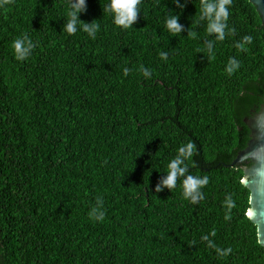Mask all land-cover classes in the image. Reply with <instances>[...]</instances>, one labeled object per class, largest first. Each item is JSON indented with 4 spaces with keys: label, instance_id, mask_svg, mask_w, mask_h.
<instances>
[{
    "label": "trees",
    "instance_id": "trees-1",
    "mask_svg": "<svg viewBox=\"0 0 264 264\" xmlns=\"http://www.w3.org/2000/svg\"><path fill=\"white\" fill-rule=\"evenodd\" d=\"M107 3L86 0L79 14L99 24L95 39L62 30L69 0L0 6V264H264L243 165H232L264 101L256 5L231 0L219 40L201 0H140L127 29ZM173 15L180 33L165 26ZM25 34L36 46L18 61ZM188 144L185 175L208 178L196 203L184 177L154 190Z\"/></svg>",
    "mask_w": 264,
    "mask_h": 264
},
{
    "label": "clouds",
    "instance_id": "clouds-1",
    "mask_svg": "<svg viewBox=\"0 0 264 264\" xmlns=\"http://www.w3.org/2000/svg\"><path fill=\"white\" fill-rule=\"evenodd\" d=\"M10 0H0V6H3L9 3ZM173 2L178 7H183L180 4V0H173ZM140 3V0H108V3L104 6L103 11L110 14L113 19L114 25L117 27L127 29L134 25L138 18V8L137 5ZM231 3V0H201V19H207V31L209 34H217V39H224V29L225 21L228 18V5ZM87 9L86 0H69V11L67 13V23L63 25V31L67 34L72 35L79 30L85 32L91 38L95 39L96 33L99 29V24L83 23L79 22V14L85 12ZM166 28L171 33H180L183 31V25L178 22V16H171L166 20ZM250 39V38H249ZM36 45L33 43L31 38L26 34L20 38H17L13 41L12 49L14 58L18 61H25L31 55L32 50ZM209 51H211L212 43L208 44ZM162 58H166L165 53H161ZM231 67L228 68V71L231 72L234 68L238 67V64L235 61L231 62ZM145 75H150V73L145 70ZM192 145L188 144L186 146H181L178 149V152L174 159H172L168 164L167 173L159 179V182L155 185V192L159 193L165 189L171 190L176 187L177 179L179 177H184L183 179V197L185 199H190L191 203H196L198 199H202V194L200 189L208 184L207 177H196L193 175H185L188 172L187 166L184 165L185 159L191 156L192 154ZM227 206L229 208L234 207V202L229 197L227 199ZM91 217L95 220L102 221L104 219L103 212H97L93 209L90 214ZM203 239L207 240L208 237L205 236ZM210 246L211 245V242ZM231 249L223 250L217 249V252L220 255H227Z\"/></svg>",
    "mask_w": 264,
    "mask_h": 264
},
{
    "label": "water",
    "instance_id": "water-1",
    "mask_svg": "<svg viewBox=\"0 0 264 264\" xmlns=\"http://www.w3.org/2000/svg\"><path fill=\"white\" fill-rule=\"evenodd\" d=\"M257 7L264 25V0H251ZM250 140L240 150L232 165H243V185L250 191L248 218L256 225L258 241L264 247V101L260 109L245 118Z\"/></svg>",
    "mask_w": 264,
    "mask_h": 264
}]
</instances>
